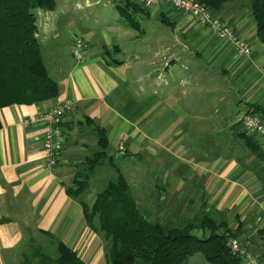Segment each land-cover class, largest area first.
<instances>
[{
	"label": "crops",
	"instance_id": "crops-1",
	"mask_svg": "<svg viewBox=\"0 0 264 264\" xmlns=\"http://www.w3.org/2000/svg\"><path fill=\"white\" fill-rule=\"evenodd\" d=\"M55 1L54 11H37L40 44L60 36L59 24L72 38L89 40L88 29L83 34L76 29L84 18L78 14L91 2L62 0L59 9ZM246 3L240 0L227 8L223 19L249 44L248 57L238 56L229 42L190 16L143 9L146 18L158 12V18L163 15L172 25L159 22L160 31L151 35L159 44L156 56L148 59L136 49L129 58H114L121 65L107 66L103 47H117L116 55L123 56L121 47L90 37L94 44L89 49L88 42L82 63L73 60L71 49L55 55L50 72L59 85L57 99L0 109V264H24L31 245L48 250L52 243L41 233L62 242L85 264H107L101 236L87 227L81 205L66 193L83 160L97 150L95 126L105 130L109 154L127 180L130 175L146 186L154 170L156 212L164 201L176 203L186 195L187 203L204 204L205 212L234 207L235 226L229 225V214L223 215L228 227L240 226L241 244L264 256V196L254 174L243 166L239 138L250 107L264 111V47ZM110 4L118 8V2ZM65 101L73 103L62 125L65 144L50 170L42 150L44 126L33 120ZM118 146L124 148L122 156Z\"/></svg>",
	"mask_w": 264,
	"mask_h": 264
},
{
	"label": "trees",
	"instance_id": "trees-1",
	"mask_svg": "<svg viewBox=\"0 0 264 264\" xmlns=\"http://www.w3.org/2000/svg\"><path fill=\"white\" fill-rule=\"evenodd\" d=\"M239 1L197 0L221 19L226 9ZM117 7L124 14L148 15L129 0H120ZM248 7L256 37L264 47V0H248ZM55 8V0H0V109L28 106L59 96L58 82L46 69L37 36V11L52 12ZM159 21L172 27L163 15ZM119 52L117 47H103L105 64L121 65L114 59ZM248 114L262 117L264 111L252 106ZM95 132L97 150L83 160L66 193L81 205L87 227L109 243L107 264H189V258L195 254L207 264H241V259L227 245L229 239L238 237L240 226L230 229L223 218L225 212H205L201 204L195 215L196 205L188 202L184 212L194 215L178 223L172 217L150 220L147 210L136 203L123 173L115 168L105 130L95 126ZM239 138L244 146L243 166L254 174L264 196V150L254 135L243 131ZM105 166L113 169L115 177L89 203L83 197L89 194L96 171ZM41 234L50 240L53 252L31 245L24 255V264L35 260L36 264H85L62 242L49 234Z\"/></svg>",
	"mask_w": 264,
	"mask_h": 264
},
{
	"label": "rangeland",
	"instance_id": "rangeland-1",
	"mask_svg": "<svg viewBox=\"0 0 264 264\" xmlns=\"http://www.w3.org/2000/svg\"><path fill=\"white\" fill-rule=\"evenodd\" d=\"M79 1H83V0H79ZM89 1L92 4L91 7L86 8L84 11H82V13L78 14L79 16L84 15L83 16L84 18H82V19L80 18V22H79V26H78L79 30L76 29V31L81 30L82 34H83V31H87V29L90 31L89 35H88V39H89L88 42L90 43L89 49H92V45L94 44L92 39H96L97 41H101L103 43H107L109 41H112L115 45H119V47H121V49L123 51V56L122 55L121 56L116 55L115 58H120V59H122L124 57L129 58L130 56L133 55V53L136 49H138L139 51L141 50L142 51L141 53L146 55L148 57V59H150L153 56H156V52L159 51V44L156 43L157 42L156 38H152L151 35H154V31H157V32L160 31V29L157 28V26L160 27L158 12H156V14H152L149 17L147 16V18H146V16L143 15L142 13H139V14L138 13L137 14H133V13L124 14V13H122L121 9H118V8H116L110 4L111 0H89ZM97 1H98V3L95 4V2H97ZM117 1L119 2L120 0H114V2H117ZM61 5H62V0H57V6L59 9H60ZM246 6H247L249 14L251 16V12H250L249 7H248V0L246 3ZM137 7L141 8L143 10L142 7H140V6H137ZM151 8H153V9L159 8L161 10L163 9V8L157 7V6H154ZM78 15H74L75 18L78 19ZM184 15L188 16L187 14H184ZM211 15L213 16L212 13H211ZM215 18L218 19L225 26L231 28L233 33L235 34V36L237 38H239L243 43H245L248 46V48H250L249 44L245 40H243L242 38H240L238 36L236 30L233 28L232 25H230L228 22H225L224 19H221L219 17H215ZM251 18H252V16H251ZM254 25H255V23H254ZM59 28H60V30H59L60 36L57 39L50 40V41H49V39H47L45 42L42 40V42L40 44L41 45V55L44 59L46 69L50 73V75H53L52 72H50L51 67L56 65V62H57L55 55L57 53L62 54V55H64V54L66 55V54H68V51H70V49L72 52V37H71V35L68 34L67 29H65V31H64L61 24H59ZM162 28H168V27L163 26ZM165 30H167V29H165ZM140 31H143L142 34H144V31H145L144 37L139 34ZM170 31H171V29H170ZM169 32L167 31L168 34H169ZM176 33H177V31H175V30L172 31V33L170 32V34H176ZM255 33H256V28H255ZM146 34H148V35H146ZM156 35H158V33ZM212 35H214V34H212ZM140 36H142V38L135 39V38H139ZM90 37L92 38L91 40H90ZM220 40H222V39H220ZM222 41H226V40H222ZM226 42H229V41H226ZM235 52L238 56H243V57H248L251 55V49H250V53L248 55L239 54L236 50H235ZM126 61H128V60H126ZM260 118L263 120V118L261 116H260ZM114 162H115V160H114ZM116 165L117 164H115V167H117ZM112 173L115 176L113 170L111 168L106 167V166L97 170L96 174L91 179L90 192L88 195L83 197V199H85L86 201L89 200L88 202H91L93 196L97 192H99L102 189V187H104L106 182L108 180H112V178H109L110 177L109 175ZM153 173H154V170L152 169L150 171L149 178L145 179L144 182H145L146 186L139 184L138 181L137 182L134 181L133 176L129 175V177H128V175H127V177L129 178L127 181L129 183V186H130L131 194L134 197L138 206L143 210H145V209L147 210L146 212L149 216V219L154 221V219L156 217L161 218V219H163V217H165V218L166 217H172L175 219L174 220L175 223H178V222H180V219H186L187 217L194 215L193 213L187 214L184 212L186 210L187 205H188V203H187V200L189 198L188 195H186L185 198H182L181 201L176 202V203L171 202V201H164L163 202L164 208L163 209L160 208L159 212H156V210L153 209L155 207V202L152 200L155 197V194H154L155 192L151 187L152 186L151 178H152ZM188 189H190V188H188ZM200 200H201V197H200ZM195 205H197L199 207L198 209H196V207L194 209L195 215L196 214L198 215L199 209H200V203L197 202V204L195 203ZM225 212L227 215L229 214L228 215L229 225L231 224L232 226H235L236 221L233 218V214L235 212L234 207H232L231 210H226ZM219 217L220 216H218L217 220L220 219ZM159 221H161V220H159ZM233 228H235V227H233ZM238 237L235 239H229L227 244L232 240L236 241L241 249L249 252V250H247L245 248V246H243L241 244V241L238 239ZM102 241L104 244V248H105L104 254L106 257L107 253H108V249H109V243H107L103 239H102ZM46 248H47V246H46ZM53 250L54 249L52 248V246H50L48 248L49 253H52ZM236 255L239 257L238 254H236ZM189 262H190V264H198L200 262L203 263L204 261L200 255L195 254L191 258H189ZM241 263L246 264L243 259H241ZM32 264H36V260L34 262H32Z\"/></svg>",
	"mask_w": 264,
	"mask_h": 264
},
{
	"label": "built area",
	"instance_id": "built-area-1",
	"mask_svg": "<svg viewBox=\"0 0 264 264\" xmlns=\"http://www.w3.org/2000/svg\"><path fill=\"white\" fill-rule=\"evenodd\" d=\"M136 6L143 9H150L157 6L164 9L187 14L199 26L206 28L216 37L229 41L233 48L242 55H248L250 48L235 36L232 29L225 26L218 19L211 15L209 9L197 2V0H129ZM88 49V40L83 36L72 38V57L76 63H82ZM73 103L65 101L58 106L39 114L33 121L44 126L42 133V150L44 152L45 167L53 169L56 167L59 156L65 144V136L62 125L68 111ZM242 130L246 134L254 135L261 139L264 145V121L258 115H245L241 120ZM123 146L117 147V154H124ZM264 243V242H263ZM232 253L238 254L246 264H264V256H258L247 252L239 247L236 241L228 244Z\"/></svg>",
	"mask_w": 264,
	"mask_h": 264
}]
</instances>
